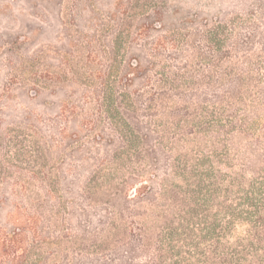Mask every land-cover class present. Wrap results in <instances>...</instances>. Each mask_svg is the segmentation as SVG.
<instances>
[{"label": "trees", "instance_id": "trees-1", "mask_svg": "<svg viewBox=\"0 0 264 264\" xmlns=\"http://www.w3.org/2000/svg\"><path fill=\"white\" fill-rule=\"evenodd\" d=\"M175 2L143 12V37L120 56L111 90L99 92L113 104L102 109L108 126L102 113L77 124L62 114L57 126L33 105L0 115V215L15 211L0 219V264H264V7L231 19L221 7ZM70 125L72 141L84 131L82 145L106 149L108 160L68 169L72 177L49 192L35 179L31 142L51 150ZM146 142L153 163L127 167L117 211L100 194L120 184L92 188L90 179L120 173ZM162 157L169 183L158 179ZM34 187L43 192L35 211ZM79 237L84 246L73 244Z\"/></svg>", "mask_w": 264, "mask_h": 264}, {"label": "rangeland", "instance_id": "rangeland-1", "mask_svg": "<svg viewBox=\"0 0 264 264\" xmlns=\"http://www.w3.org/2000/svg\"><path fill=\"white\" fill-rule=\"evenodd\" d=\"M157 2L158 0H0V115L8 118L14 110L24 105H33L37 111L44 112L50 123L58 121L57 126L62 114L74 119L72 124H77V119L91 113H102L101 122L108 126V119L102 109L106 105L111 108L113 104L110 101L104 102L99 92L103 88L111 90L116 71L123 67L120 56L131 49L134 40L143 37L144 30L140 24L143 12L150 10ZM175 3L178 6L211 9L221 7L223 14L230 12L228 18L231 19L239 17L237 11L242 7H264V0H176ZM114 28L119 30L114 32ZM18 36H27L30 44L22 47L17 41ZM40 86H43L40 92L34 89ZM123 114L120 112L124 118ZM70 127L66 138L55 134L57 143L51 145V150L36 148L37 144L31 142L30 152L33 156L29 162L36 172L35 179H39L38 174H41L49 184V192L54 187L58 190L61 179L72 177L73 172L68 175V169L77 171L82 163L98 164L108 160L106 149L89 150L82 145L85 136L82 129L80 139L72 141L71 135L75 129L71 125ZM97 132L96 129L93 133ZM23 141L29 142L25 139ZM151 149V142L144 143L139 156L121 160L122 164L118 165L124 169L120 173L110 171L107 177L90 179L91 187L99 181L120 184L116 194L112 195L111 191L100 194L103 196L101 199L109 198L115 209L120 210L127 191L126 187L121 186L127 180V167L152 165L154 155ZM89 155L95 156L92 158ZM39 156L44 160L39 159ZM41 164H45L43 170ZM159 165V182L169 183L173 178L164 157ZM153 171L149 167L139 180L147 183ZM136 185H139V181ZM47 190H44L45 193ZM28 194L35 211L43 192L34 187ZM14 212L0 215V219L10 218ZM73 244L81 247L86 243L79 237L78 242ZM49 246L57 247L58 244L52 240Z\"/></svg>", "mask_w": 264, "mask_h": 264}]
</instances>
